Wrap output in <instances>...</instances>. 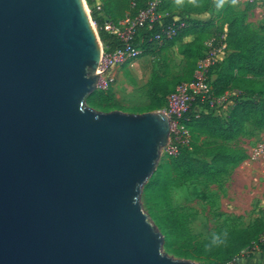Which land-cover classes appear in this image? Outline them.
Segmentation results:
<instances>
[{
  "label": "water",
  "instance_id": "95a60500",
  "mask_svg": "<svg viewBox=\"0 0 264 264\" xmlns=\"http://www.w3.org/2000/svg\"><path fill=\"white\" fill-rule=\"evenodd\" d=\"M103 51L82 0H0V264H198L141 202L167 114L86 106Z\"/></svg>",
  "mask_w": 264,
  "mask_h": 264
},
{
  "label": "trees",
  "instance_id": "16d2710c",
  "mask_svg": "<svg viewBox=\"0 0 264 264\" xmlns=\"http://www.w3.org/2000/svg\"><path fill=\"white\" fill-rule=\"evenodd\" d=\"M152 1L141 0L140 8ZM87 3L93 9L91 13L100 28L106 51L122 48L120 39L104 30V22L123 19L130 11V0H102L103 15L95 8V0H87ZM234 4L235 0H159L160 22L154 23L150 30L142 28L136 40L144 56L157 48L172 47L176 40L187 35H197L183 52L187 58L183 79L175 85L164 81L154 82L149 87L152 110L167 109L168 97L178 85L194 80L198 62L204 57L206 43L211 38L224 37L226 43L227 56L211 69L209 76L213 96L232 95L230 112L226 116L215 115L210 110L198 113L196 107L202 104L197 98L180 119L191 132L190 145L180 147L177 156L168 155L169 160L158 167L145 187V194L151 201L148 208L162 213L154 215L166 237L167 252L201 264L236 263L243 252L256 246L264 252V220H257L245 229L200 239L191 232L185 216L172 204L170 197L171 187L182 186L187 181L215 182L227 176L249 157L244 149L229 142L241 136L247 125L264 129V33L248 22L250 7L238 10ZM209 12H215L217 19L204 21L194 17ZM169 27L177 28L173 38L165 34ZM206 32L210 34L203 40L200 35ZM158 35L161 40L156 38ZM201 136L206 140L202 141Z\"/></svg>",
  "mask_w": 264,
  "mask_h": 264
},
{
  "label": "rangeland",
  "instance_id": "374dc122",
  "mask_svg": "<svg viewBox=\"0 0 264 264\" xmlns=\"http://www.w3.org/2000/svg\"><path fill=\"white\" fill-rule=\"evenodd\" d=\"M235 3L237 8L243 5L250 7L251 10L248 19L251 27L264 33V0H235ZM88 9L97 33L101 38L100 28L94 21L91 13L93 9H91L90 6ZM207 14L206 20H211L215 17L217 19L215 12H209ZM209 34L210 33L206 32L200 36L205 40ZM196 38V34L187 35L182 39L176 40L172 47L157 48L132 62L127 67L122 68L117 72L118 80L113 90L105 92L98 88L87 98L86 106L97 112L121 110L127 113L141 114L145 112L163 111L162 108L152 110L148 96L149 87L154 82L164 81L172 82V84L175 85L180 79H183L187 63V58L183 52L187 48L186 45ZM103 46L105 48L104 44ZM231 96V94L227 95L226 98L218 104V115L226 116L228 112H230L233 106ZM201 140H206V137L201 136ZM262 142H264V135L258 133V130L253 126L247 125L243 134L229 142V144L241 147L249 155L254 148ZM168 160L169 156L166 154V148H164L157 169ZM239 166L241 169L243 168L242 170L244 171L253 169V174H251V172L242 173L238 175L237 178L233 179V182L222 179L220 184H217V181L208 182L205 179H195L185 182L182 186L170 188V197L171 192L175 191V189L182 190L177 191L178 193L176 192L173 198L174 203L176 202V209L185 216L191 232L200 239L234 230L245 229L254 224L257 220H264V215L255 218L245 213V211L250 210L251 203L264 195V160L247 161L246 159V161L239 163L235 168ZM165 176L167 177V174ZM226 184H234L232 191H230V195L232 192L235 196L238 208H240L239 212H241L238 213L234 219L227 217V213L223 210V200L225 196L229 194L224 192V186ZM184 186L188 187L187 191H185ZM145 187L142 192L141 202L144 209L161 232L154 214L162 213L157 210L153 212L148 208L151 201L145 194ZM162 235L165 240L164 251L169 254L165 248L166 237L163 233ZM261 252L263 251L258 246L247 250L238 259L236 264H255L253 261L255 257L259 258L257 264H264V252L263 254ZM169 255L173 256L171 254ZM197 263L201 264L200 262Z\"/></svg>",
  "mask_w": 264,
  "mask_h": 264
},
{
  "label": "built area",
  "instance_id": "2783aa9c",
  "mask_svg": "<svg viewBox=\"0 0 264 264\" xmlns=\"http://www.w3.org/2000/svg\"><path fill=\"white\" fill-rule=\"evenodd\" d=\"M140 1L130 0V11L118 22L109 19L104 22V30L119 38L123 43V47L112 52L106 51L104 48L98 67L100 75L98 88L102 91H112L118 80L117 72L127 64L130 65L142 57V49L136 45L139 31L144 27L150 30L154 23L160 22L162 16L157 10L159 0L150 2L145 8H140ZM94 6L103 15L102 0H95ZM180 27H182V24ZM176 33L177 28L169 27L165 34L168 38H173ZM156 38L161 40L159 35ZM227 53L224 37L221 39L211 38L206 43L204 57L198 62L194 80L180 83L176 91L168 97V107L163 110L171 122L170 141L166 147L167 155L177 156L180 147L190 145L191 132L180 122V119L197 98L201 100L202 105L196 107V112L213 111L215 115H218L217 106L226 96H213L212 80L209 74L211 69L227 56ZM206 105H208L207 109L204 108ZM252 160H264V142L258 144L249 154L247 161ZM229 264L236 263L234 261Z\"/></svg>",
  "mask_w": 264,
  "mask_h": 264
},
{
  "label": "crops",
  "instance_id": "0c3cea01",
  "mask_svg": "<svg viewBox=\"0 0 264 264\" xmlns=\"http://www.w3.org/2000/svg\"><path fill=\"white\" fill-rule=\"evenodd\" d=\"M235 7H236V5H235ZM236 9L245 10L246 9V5H243L242 7H238V8L236 7ZM207 15L208 14L205 13V14H201V15H195L194 17L199 19V20L206 21ZM248 21H249V19H248ZM249 23H250V21H249ZM258 133H261V134L264 135V129L263 130H258ZM242 169L240 168V166L235 168L234 170H232L229 173V175L224 176L223 178L219 179L216 183L220 184V182H222V179H224L225 181L230 180L229 182H233V179L237 178L238 175H240L242 173H246V172H251V174H253V169H250L249 171H244ZM233 186H234V184H226L224 186V190H225L224 192L225 193H229V194H227V196H225V198L223 200V210L227 213L226 216L229 217L230 219H234L236 217V215H238V213H241V212H239L240 208H238V204H237V200H236L235 196L233 195L232 192H231V195H230V191H232ZM184 189H185V191H187L188 187L184 186ZM180 190L181 189H175V191L171 192L172 204L175 207H177V206L175 204L176 202L174 203V199L173 198H174V195L176 194V192L180 191ZM172 193H173V195H172ZM263 212H264V195L261 198H259L258 200L254 201L253 203L250 204V210L249 211H245L246 215H251V216H253L255 218L263 216L264 215ZM261 253L263 254V252H261ZM253 261H254L255 264H257V262L259 261V258L255 257Z\"/></svg>",
  "mask_w": 264,
  "mask_h": 264
},
{
  "label": "bare ground",
  "instance_id": "6f19581e",
  "mask_svg": "<svg viewBox=\"0 0 264 264\" xmlns=\"http://www.w3.org/2000/svg\"><path fill=\"white\" fill-rule=\"evenodd\" d=\"M82 2H83V4H84V7H85L87 13H89V9H88V5H87L86 0H82ZM93 26H94V28H95V24H94V23H93ZM95 31L97 32L96 28H95Z\"/></svg>",
  "mask_w": 264,
  "mask_h": 264
}]
</instances>
